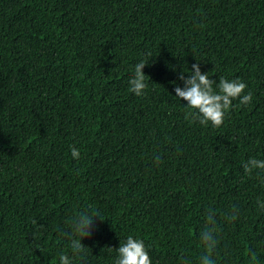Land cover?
I'll use <instances>...</instances> for the list:
<instances>
[{"label":"trees","instance_id":"16d2710c","mask_svg":"<svg viewBox=\"0 0 264 264\" xmlns=\"http://www.w3.org/2000/svg\"><path fill=\"white\" fill-rule=\"evenodd\" d=\"M196 63L252 93L219 128L186 119L176 97ZM253 157L264 159V0H0V264H115L129 235L152 264H199L209 208L216 264H264ZM90 206L102 219L77 255L71 223Z\"/></svg>","mask_w":264,"mask_h":264},{"label":"clouds","instance_id":"9594fccd","mask_svg":"<svg viewBox=\"0 0 264 264\" xmlns=\"http://www.w3.org/2000/svg\"><path fill=\"white\" fill-rule=\"evenodd\" d=\"M144 60L135 65L134 75L129 80V91L136 96H143L148 87L146 83V75L143 69L146 66ZM180 79L184 81V87L177 86L175 88L176 97L181 101H187L185 106L186 119H190L193 123L199 122L203 126H211L219 128L223 125L225 115L232 108L233 100H239L241 105H248L252 102V93H245L247 84L240 80H229L220 77L217 84L210 79L208 74H202L199 63L193 64L190 75L186 78L183 74ZM216 85V88L213 85ZM218 89V90H217ZM71 155L74 159L80 158V151L73 147ZM160 162V158H156V163ZM245 173L252 176L256 173L257 179L264 184V159L250 158L243 165ZM259 210L264 211V200H257ZM100 213L91 206L89 209L83 210L73 219L71 228L74 233L71 239V250L74 254L83 253L85 245L82 241L93 234V224ZM231 221L238 219V209L233 208L227 217ZM102 219V218H101ZM220 231L216 213L209 208L206 214V223L200 232V242L205 250V254L200 257L199 264H216L213 256L218 246L217 234ZM117 259L115 264H152V259L142 239L134 238L129 235L124 243H121L117 249ZM256 256L252 254V264H255ZM59 264H73L68 255H61ZM187 264V262H185Z\"/></svg>","mask_w":264,"mask_h":264}]
</instances>
